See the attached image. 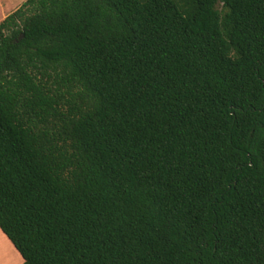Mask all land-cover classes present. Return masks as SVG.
<instances>
[{
  "label": "trees",
  "instance_id": "trees-1",
  "mask_svg": "<svg viewBox=\"0 0 264 264\" xmlns=\"http://www.w3.org/2000/svg\"><path fill=\"white\" fill-rule=\"evenodd\" d=\"M0 229L23 264H264V0H25Z\"/></svg>",
  "mask_w": 264,
  "mask_h": 264
},
{
  "label": "crops",
  "instance_id": "crops-1",
  "mask_svg": "<svg viewBox=\"0 0 264 264\" xmlns=\"http://www.w3.org/2000/svg\"><path fill=\"white\" fill-rule=\"evenodd\" d=\"M17 249L0 229V264H23Z\"/></svg>",
  "mask_w": 264,
  "mask_h": 264
},
{
  "label": "rangeland",
  "instance_id": "rangeland-1",
  "mask_svg": "<svg viewBox=\"0 0 264 264\" xmlns=\"http://www.w3.org/2000/svg\"><path fill=\"white\" fill-rule=\"evenodd\" d=\"M25 0H0V22L22 6Z\"/></svg>",
  "mask_w": 264,
  "mask_h": 264
}]
</instances>
